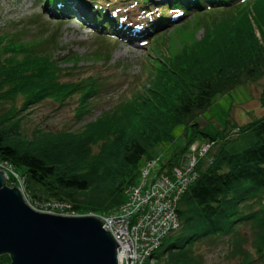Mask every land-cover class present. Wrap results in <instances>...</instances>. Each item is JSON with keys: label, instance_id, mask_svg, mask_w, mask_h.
I'll return each instance as SVG.
<instances>
[{"label": "trees", "instance_id": "trees-1", "mask_svg": "<svg viewBox=\"0 0 264 264\" xmlns=\"http://www.w3.org/2000/svg\"><path fill=\"white\" fill-rule=\"evenodd\" d=\"M100 1L42 0V9L61 16L76 7L84 24L129 43L148 42L157 34L150 50L161 42L166 53L162 48L157 56L150 53L147 72L133 81L132 91L83 130L53 132L34 125L27 133L26 109L46 100L63 106L78 97L75 112L81 120L101 85L91 76L62 78L81 58L72 53L66 60L72 65L61 66L67 55L53 54L61 47L58 27L38 23L36 30L10 33L1 26L0 161L14 172L7 173L6 184L14 185L16 174L33 204L55 201L83 215L113 213L136 184L148 147L171 139L173 127L185 124L191 128L185 148L197 133L212 145L177 204L179 228L164 238L163 252L153 253L145 264L152 258L164 264H205L202 247L223 242L232 243L230 257H241L237 264H264V114L237 127L243 136L236 139L227 130L208 134L197 123L216 95L264 73V43L254 30L264 33V0H133L147 12L155 9L139 22L124 20L113 8L108 12ZM187 27L193 30L185 38ZM259 102L264 107V86ZM96 142L102 145L92 154L89 146ZM243 227L250 229V239ZM0 264H10L8 254H0Z\"/></svg>", "mask_w": 264, "mask_h": 264}, {"label": "rangeland", "instance_id": "rangeland-1", "mask_svg": "<svg viewBox=\"0 0 264 264\" xmlns=\"http://www.w3.org/2000/svg\"><path fill=\"white\" fill-rule=\"evenodd\" d=\"M113 4V2H115ZM118 0H101L100 3L105 4L107 11L110 9L119 15L124 16V20L136 22L148 18L152 11L155 9L151 6L152 11H145L140 8L139 3L130 1L117 2ZM162 1V0H161ZM42 0H0V27L7 25V31L10 33H22L27 29L36 30V24L44 26L58 27L59 28V42L60 48H56L53 54L57 56L67 55L66 59L61 61V66H71L70 61H66L72 53L80 56V61L73 71L64 73V80H79L87 76H91L95 81L97 80L101 85V91L98 96L92 98V108L89 113H86L81 120L76 117L75 109L78 105V97H72L63 105H56L48 100L39 104L33 105L28 110V114L24 118L23 127L25 132L30 133V129L34 125H39L50 131L56 132L63 129L72 131H80L85 126L94 121L99 114L109 108L115 101L122 99L126 96L134 86L136 79L139 76H145V66L148 63L147 57L152 53L157 56L163 44L160 42L159 47H153L151 52L150 47L154 34L148 37V42L144 43L137 41L136 43L125 42L120 39L112 38L111 36L101 34V31L92 28L82 22L81 12L76 7L70 8L67 14H54L46 13L42 9ZM160 7L162 5H159ZM166 9V7L163 5ZM208 8V7H206ZM190 14V13H189ZM179 20H175L174 25L183 22L185 19L190 18L189 15ZM193 23L192 19L190 20ZM190 23V25H191ZM33 25V26H29ZM171 25V26H174ZM93 26V25H92ZM166 31L172 30L171 27L166 28ZM193 30V29H192ZM190 27L185 30V38L189 37V32H192ZM256 38L259 42L264 43V33L260 34L258 28L254 27ZM158 31H164L159 29ZM202 29H198L196 34L199 36ZM161 35V34H160ZM27 38V37H23ZM163 53H166L165 48H162ZM264 86V73L253 81H244L242 83L231 86L227 91L220 93L214 97L211 105L204 110L197 118V123L208 134H214L218 130L231 131L230 136L238 138L243 136L242 132L237 127L253 121L254 119L264 114V107L259 102V95ZM25 110V111H26ZM236 127V130L235 128ZM191 133V128L185 124H177L172 129L173 137L166 141H161L148 147V155L143 158L139 166L138 180L135 186L141 183V171L148 165L151 170L148 174V179L153 175L154 171L158 173L161 166L165 165L164 173H169L174 165H168L172 159L177 160V166H187L188 157H190L191 142L186 148V134ZM232 134V135H231ZM196 141L201 143V134H196ZM102 143H92L91 153L97 154ZM185 148V149H184ZM187 157V158H186ZM175 160V161H176ZM199 160H197L196 165ZM195 165V166H196ZM159 171V172H162ZM10 174V173H9ZM14 186H17L21 191L25 201L34 209L65 215V216H93L96 218L98 215L93 212L86 213L85 215L72 211V208L66 207L64 209L44 208V204H33L29 196L24 192L23 181L14 178ZM9 186H13L12 182ZM184 194V193H183ZM242 232L249 239L251 238L250 229L243 227ZM167 241L160 246L155 253L161 254L165 249ZM231 244L227 242L219 243L217 246L202 247L204 250V263L205 264H237L241 257H230L227 251L231 249ZM248 244V246H247ZM249 247V242L246 243ZM208 248V249H207ZM201 250V249H200ZM203 253V252H202ZM160 258H152L150 264H164L158 262ZM158 262V263H157Z\"/></svg>", "mask_w": 264, "mask_h": 264}, {"label": "water", "instance_id": "water-1", "mask_svg": "<svg viewBox=\"0 0 264 264\" xmlns=\"http://www.w3.org/2000/svg\"><path fill=\"white\" fill-rule=\"evenodd\" d=\"M0 169V254L10 264H117L118 244L93 216H65L31 207Z\"/></svg>", "mask_w": 264, "mask_h": 264}, {"label": "built area", "instance_id": "built-area-1", "mask_svg": "<svg viewBox=\"0 0 264 264\" xmlns=\"http://www.w3.org/2000/svg\"><path fill=\"white\" fill-rule=\"evenodd\" d=\"M203 141L191 144L192 153L186 157L187 166H174L169 173L156 172L148 179L151 166L141 171V183L129 189L125 202L113 213L98 215L102 227L110 231L118 244L117 264H145L160 247L163 239L179 228L177 204L197 179V160L210 148ZM0 169L13 173L12 166L0 161ZM17 179L18 176L14 175ZM62 210L69 207L62 202L44 203V208Z\"/></svg>", "mask_w": 264, "mask_h": 264}]
</instances>
